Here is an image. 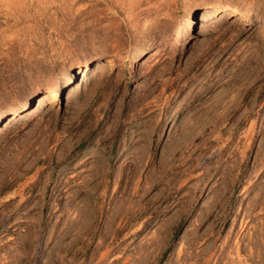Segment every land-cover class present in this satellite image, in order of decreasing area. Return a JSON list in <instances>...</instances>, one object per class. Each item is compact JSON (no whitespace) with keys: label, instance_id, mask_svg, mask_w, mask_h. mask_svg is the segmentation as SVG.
<instances>
[{"label":"rangeland","instance_id":"374dc122","mask_svg":"<svg viewBox=\"0 0 264 264\" xmlns=\"http://www.w3.org/2000/svg\"><path fill=\"white\" fill-rule=\"evenodd\" d=\"M0 264H264V0H0Z\"/></svg>","mask_w":264,"mask_h":264},{"label":"bare ground","instance_id":"6f19581e","mask_svg":"<svg viewBox=\"0 0 264 264\" xmlns=\"http://www.w3.org/2000/svg\"><path fill=\"white\" fill-rule=\"evenodd\" d=\"M220 14L228 15L231 14L230 12L228 13L227 10L224 9V7L218 5V4H209L207 5L201 14H199L196 18L195 21H198L199 23H204V22H212L214 18L219 16ZM237 22L241 21H246L247 17L245 15H238L236 17ZM88 71H85V73L82 74V79L86 78ZM105 79V78H104ZM71 92V91H69ZM58 94L57 91L54 89H50L49 91H46L45 93L41 94L40 96L37 97L36 103L37 106H44L46 104H49L50 102H53L57 100ZM20 114V113H19ZM17 110L11 113L9 117L4 120V125L10 124V122L16 117L17 118ZM15 120V119H14Z\"/></svg>","mask_w":264,"mask_h":264}]
</instances>
